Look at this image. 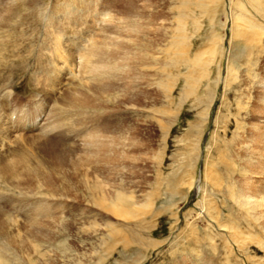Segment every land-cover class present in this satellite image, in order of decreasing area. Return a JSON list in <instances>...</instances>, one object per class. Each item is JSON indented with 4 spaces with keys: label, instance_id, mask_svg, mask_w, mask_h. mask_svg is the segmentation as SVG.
Here are the masks:
<instances>
[{
    "label": "rangeland",
    "instance_id": "obj_1",
    "mask_svg": "<svg viewBox=\"0 0 264 264\" xmlns=\"http://www.w3.org/2000/svg\"><path fill=\"white\" fill-rule=\"evenodd\" d=\"M25 1L23 26L18 23L10 32L12 39L8 45L11 49L6 58L0 59V86L11 85L21 101L30 97L33 88H41L31 79L32 82H27L30 71H26V66L38 75L44 74L42 69H37L34 60L40 58L42 49L49 52L46 38L56 33L54 30L60 31L63 42L66 38H91L90 35L98 33L99 27L110 17L121 21L122 26L140 22L145 39L155 38L159 48H170L175 39L186 36L189 57H200L207 50L215 49L216 62L210 70L211 75L200 79L199 71L193 72L182 64L169 61L171 84L169 87L162 85L152 101L155 109L164 111L156 114L155 120H147L143 110L130 106L108 114H101L102 111L90 113L84 127L92 128L97 123L101 130L108 128L110 136L113 135L109 141L127 142L137 137L140 142L138 152L117 156L115 146L109 145L96 155L92 146L87 166L90 170L88 181L83 178V168L79 171L75 167H58L54 176L64 185L55 197L44 193H25L24 196L17 194L15 189L3 192L4 199L0 198V204L10 210L13 236L20 237L19 240L14 237V243L2 253L7 263L258 264L252 259V251L245 255L247 252L237 250L233 242L231 226L245 219V210L235 200L239 173L234 171V166H238L234 154L240 151L234 115L236 96L228 90L225 98L224 88L228 65L233 67V74L238 72L240 75L238 83L228 88L256 86L252 82L253 52L246 51L242 44L239 47L240 41L232 39V29L235 22L238 26L247 22L254 26L251 31L261 32L264 0H206V3L202 0L205 4L202 8L200 5L191 7L190 3L184 5L181 0ZM152 18L156 23L150 22ZM112 24L119 33L116 23ZM156 24H164L165 28L149 35L147 27ZM107 26L110 29V25ZM114 48L107 49L106 55L109 56ZM165 58L163 55L161 59ZM44 59L48 63L50 56ZM204 59L208 60V56ZM23 64L27 65L23 68ZM263 67L264 55L257 65L259 70ZM169 89L170 94L167 93ZM137 100L143 104L142 97ZM77 109H72L67 121L69 130H78L79 126L72 127V124L76 125L84 118L80 108V112ZM24 142L29 146L34 138L27 136ZM37 159L31 157L33 166ZM96 176L105 184L107 203H102ZM108 184L109 190L106 189ZM114 186L119 190L118 196L131 202L130 208L124 209L133 207L137 217L125 215V210L118 216L111 210L112 201L118 205ZM39 206L46 208L48 214L36 215L34 208ZM114 229L119 231L116 237ZM22 239L24 244L30 245H24ZM31 243L37 244L36 248Z\"/></svg>",
    "mask_w": 264,
    "mask_h": 264
},
{
    "label": "bare ground",
    "instance_id": "obj_2",
    "mask_svg": "<svg viewBox=\"0 0 264 264\" xmlns=\"http://www.w3.org/2000/svg\"><path fill=\"white\" fill-rule=\"evenodd\" d=\"M25 2V0H0V59L6 58L7 52L11 49L8 45L12 39L10 32L16 27V24L21 25L24 20L23 6L26 5ZM181 3L184 5L190 3L191 7L200 5V8L205 5L202 0H181ZM154 20L152 18L150 22L156 23ZM118 21L110 17L105 20V24L99 27L98 33L90 35L91 38L86 36L66 38L64 42L61 33H58L60 31L51 28L53 23L49 24L50 28L56 32L46 38L48 45L46 48L49 49V52L42 49L40 58L34 60L37 69H42L44 74L38 75L37 71L36 73L33 71L34 69L31 71V67L28 68L27 64L22 65L23 68L27 65L26 71H30L27 74V82L33 80L37 83L36 86L41 87L33 88L30 97H28L30 102L34 101L35 103H33V115L27 114L28 108L26 105H22L23 102L16 94L15 88L11 85L0 86L3 88L0 89V198L4 199L3 192L8 193L13 189L20 195L44 193L46 196L55 197L58 195V189L64 185V182L58 183L54 176L58 167L67 169L75 167L79 171L83 168V178L87 182L90 172L87 166L90 164L92 146H94L96 155L109 145L115 146L114 152L117 156L119 153L120 155H129L138 152L140 146L137 144L140 142L137 137L134 138V141L131 139H128L127 142L109 141L108 139L113 138V135L110 136L111 131L108 128L102 126L101 130L97 123L92 128H89V125L84 127L88 124L86 120L90 117L91 112L100 113L102 111L101 114H108L109 111H120V108H127V106L141 109L147 120H155L158 114L164 113V111L155 109L152 101L156 99L157 94L155 93L162 85L169 87L171 84L172 73L169 61L182 64L193 72L199 71L200 79L208 78L211 75L210 70L213 69L216 62L215 49L207 50L200 57L195 55L192 59L188 56L190 47L186 43V36L175 39L170 48L167 45H165L167 48H159L155 38L152 39L150 36L147 40L145 39L143 36L145 32L140 22L137 25L122 26L121 21ZM112 22L116 23V27L120 30L119 33L111 26ZM107 25H110V29ZM255 26L257 27L256 24ZM253 27L247 22L244 26H238L235 22L234 28L232 27V39L240 41V48L242 44L246 51L253 52L254 58L251 59L252 82L256 83V86L254 85L255 88H228L229 85L238 83L240 79L237 70V73L233 74V67L228 65L224 94L226 98V92L228 94V90H230L232 91L231 95L236 96L234 97L235 104H233L235 105V122L238 123L236 140H238L237 145H239L240 151L234 154L235 162L238 165L233 164V166L235 165L234 171L239 173L236 178L238 189L235 200H237L236 204L238 203V206L245 210H243L245 219L239 220L241 223L244 222L243 226L240 225V222L231 226L233 242L236 243L237 250L247 252L245 255L252 251L254 254L252 259L256 260L255 263L264 264V67L260 70L257 68L260 57L264 55V24L261 32L251 31ZM147 28V32L151 35L157 34L159 29L165 28V25H149ZM56 34L57 36H55ZM181 36L183 37V35ZM13 37L17 38L14 35ZM113 47H115L114 51L107 56V49H113ZM163 55L166 56L165 60L161 59ZM205 55L208 56V60L204 59ZM33 56L36 58L35 54ZM49 56L48 63H45L44 58L47 59ZM13 58L15 59V56ZM173 59L175 60L173 61ZM5 64L7 65V63ZM0 66H2L1 60ZM170 92V89L167 90L168 94ZM137 97L143 98V104L137 100ZM75 107H78V111L80 108L82 111L80 114L85 118L82 117L81 122L76 125L72 124V127L79 126V131L72 127V130L67 128V121L70 120L71 111ZM232 113L234 112L232 111ZM13 116L16 118L13 119ZM27 136L34 138L33 144L29 146L24 142V138ZM77 139L78 142H76ZM33 156L38 158L35 166L31 160ZM94 173L96 174L97 171L94 170ZM96 183V187L102 194V203H107L104 195L106 194L104 182L96 176ZM86 187L92 189L90 184H87ZM106 189L109 190V184ZM118 192V188L114 186L113 194L116 196L118 205L112 201L111 210L121 216L124 214L126 206L130 208L129 203L131 202H128V199L122 195L118 196ZM34 209L36 215L48 214L44 207L39 206ZM132 209L133 207L130 210H125V215L136 216ZM9 213L10 210L7 206L0 204V264H8L2 253L10 248L14 243V237H17L13 236ZM34 222L36 223V220ZM236 222L238 221L236 220ZM48 225L52 227L50 224ZM17 230L20 232L19 228ZM113 232L115 237L119 234L118 230L114 229ZM19 234L17 235L19 236ZM21 235L23 234L21 233ZM26 238L29 237L26 236ZM35 245L37 246V244ZM35 245L31 243L33 248H36Z\"/></svg>",
    "mask_w": 264,
    "mask_h": 264
}]
</instances>
